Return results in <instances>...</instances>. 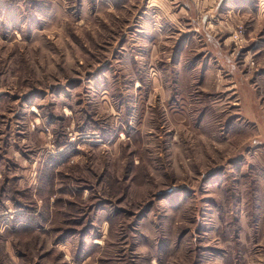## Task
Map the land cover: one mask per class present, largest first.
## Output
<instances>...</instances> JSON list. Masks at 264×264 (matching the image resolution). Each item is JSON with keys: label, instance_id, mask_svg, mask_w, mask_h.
Listing matches in <instances>:
<instances>
[{"label": "rangeland", "instance_id": "1", "mask_svg": "<svg viewBox=\"0 0 264 264\" xmlns=\"http://www.w3.org/2000/svg\"><path fill=\"white\" fill-rule=\"evenodd\" d=\"M0 264H264V0H0Z\"/></svg>", "mask_w": 264, "mask_h": 264}, {"label": "crops", "instance_id": "2", "mask_svg": "<svg viewBox=\"0 0 264 264\" xmlns=\"http://www.w3.org/2000/svg\"><path fill=\"white\" fill-rule=\"evenodd\" d=\"M205 39H207V41L209 42H215V39L211 38V37H206ZM219 57V56H218ZM220 58V57H219ZM222 61V59H221Z\"/></svg>", "mask_w": 264, "mask_h": 264}]
</instances>
